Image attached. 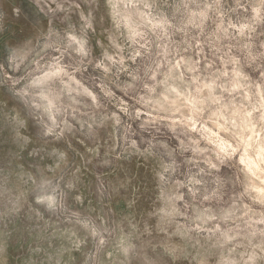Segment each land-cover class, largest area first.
Masks as SVG:
<instances>
[{"label": "rangeland", "instance_id": "obj_1", "mask_svg": "<svg viewBox=\"0 0 264 264\" xmlns=\"http://www.w3.org/2000/svg\"><path fill=\"white\" fill-rule=\"evenodd\" d=\"M0 264H264V0H0Z\"/></svg>", "mask_w": 264, "mask_h": 264}]
</instances>
